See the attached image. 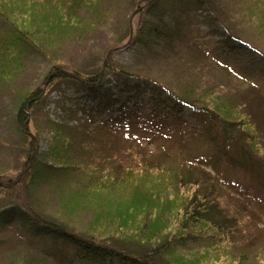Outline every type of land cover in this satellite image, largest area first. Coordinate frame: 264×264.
Instances as JSON below:
<instances>
[{"label":"trees","instance_id":"trees-1","mask_svg":"<svg viewBox=\"0 0 264 264\" xmlns=\"http://www.w3.org/2000/svg\"><path fill=\"white\" fill-rule=\"evenodd\" d=\"M120 2L0 0L9 25L0 28V104L9 96L16 105L27 156L21 170H0V264H264V79L193 26L208 12L225 42L264 67V0H243V33L216 0H128L120 44L89 68L69 64L71 47L79 55L107 39ZM121 44L137 47L141 65L172 71L116 65ZM27 46L48 73L38 74ZM119 77L140 82L109 85ZM63 79L81 93L65 112L82 123L39 126L33 107ZM144 86L152 106L143 104ZM186 109L193 123L182 119ZM47 127L54 145L40 152ZM64 196L69 207H51ZM76 201L81 217L106 208L83 228L69 219Z\"/></svg>","mask_w":264,"mask_h":264},{"label":"rangeland","instance_id":"rangeland-1","mask_svg":"<svg viewBox=\"0 0 264 264\" xmlns=\"http://www.w3.org/2000/svg\"><path fill=\"white\" fill-rule=\"evenodd\" d=\"M218 3V7L220 11L223 12L227 20L230 21V25L233 26L238 32L243 33V31L246 32V28L248 26L247 23H243L242 19V9H243V0H216ZM128 0H121L119 8L117 11L112 14V16L109 18L108 24H110L111 33L107 37V39L104 42L99 41L97 45H95L91 49V51H83L82 53L75 54L71 51L73 47L68 49L69 55H66L64 59L69 58V61H67L69 64H74L79 67H91L93 64H99L101 60V56L104 55L108 49L112 48V46L116 44H120V37L121 33L124 30V24L121 22L120 19V9L123 11L127 8V15H131L133 13V8L128 9ZM199 19H195L194 27L199 29V35L204 40V42H209V47L218 49V50H224L228 52V56L233 61V63L236 66H243L247 67L250 71L254 72L255 75L258 78L264 79V67L262 64V61L260 59L255 58L253 55L245 53L243 48L240 47L239 50H236V47H239L238 42L231 43V42H225L224 36H223V28L217 21H212L210 19V14L205 11H201L199 13ZM210 16V17H209ZM118 20V21H117ZM137 21V20H136ZM169 21V20H168ZM122 23V24H121ZM9 25L7 23L0 22V28H9ZM259 42L264 46V41L259 40ZM73 46V45H72ZM114 51V55H112V62L119 66H124L127 70L129 68L135 69L139 68L141 65L142 59L140 58L139 54H137L138 49L134 45H124L121 44L119 47H117ZM26 52L28 59L32 60L35 64L39 65V67L42 66L43 69L38 70V74L48 73V69L50 68V64H48L44 57L39 54L34 48L32 47H26ZM71 53V54H70ZM92 53H95L93 56ZM146 59H144L145 62ZM161 65V68H158L156 66H152L151 63L147 62L143 66L144 69L152 71L153 73H157L161 76L168 75L169 71H172L167 66ZM262 71V73H261ZM40 72V73H39ZM131 73L130 71H128ZM109 76H113L110 74ZM118 80H115L112 78V81L109 85H118L127 82L129 85L134 86L135 84H138L140 81L136 78H126V77H119ZM44 80L41 79L39 82L35 84L37 86L40 84V82ZM143 86V85H141ZM245 86V85H244ZM241 89H243V84L239 85ZM247 87V86H245ZM76 83L72 82L68 79H63L59 81L54 88H51L47 90L48 96L47 99L44 100L39 106H34L33 110L35 111L34 118L36 119V122L40 124L39 126H42L41 124H48L50 121L55 124H63V125H78L82 122L72 121L71 117H73L72 113H69L68 111L65 112V110L70 109L74 107L75 103L70 100V98H75L81 95V93L76 92ZM143 90L141 98L143 100V104L146 106H152V101L150 98L151 93L149 92L150 88L145 87L141 88ZM140 90V91H141ZM241 92V91H239ZM2 104H0V170H6V169H13V170H21L22 164L25 160H27L26 156V146H20V141H18L21 129L18 125V122L15 119V113H16V105L12 101L9 100V96H5L3 100L1 101ZM118 106V105H117ZM132 107V103L130 105ZM147 107V106H146ZM112 112V108L109 109L105 115H110ZM118 112H116L117 114ZM182 119L187 120L190 123H193L194 120L191 119L190 116V110L186 109L182 113ZM90 125V123L88 124ZM92 126V125H91ZM80 129H82L80 127ZM50 136H53V131L50 130V128L47 127V129L43 132L42 138L39 139V151H48L49 148H51L54 145V142L49 139ZM141 144L143 146H148L152 148L151 144H149V141H141ZM3 168V169H2ZM243 178V175H242ZM71 199L70 203L74 204L75 201L73 199H78V195L73 196L72 194H69ZM68 196V195H67ZM66 197L64 196L62 199L55 198L53 204L51 205L54 207H60V208H67L70 206V203L67 202L64 204L63 202ZM84 201H87V199L83 198ZM80 203L79 201H76L75 205H71V209L68 212H71V210L76 211L75 214L69 213V219L70 221H81L82 225L80 227L87 228L88 224L90 222L89 216L97 217V215L101 214L103 209H105V205L99 206H92L90 209H87V217H81L78 216V214H81L82 208L84 206L79 205L77 207V204ZM104 204V203H103ZM65 205V206H64ZM64 206V207H63ZM82 207V208H81ZM48 212L52 216H57L58 214H54L55 212L51 211V208L48 209ZM85 218V219H84ZM91 218V219H92ZM263 227H264V218L262 219ZM107 230V229H106ZM103 230V231H106ZM111 231V230H110ZM108 233H113L114 231Z\"/></svg>","mask_w":264,"mask_h":264}]
</instances>
